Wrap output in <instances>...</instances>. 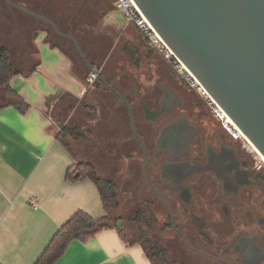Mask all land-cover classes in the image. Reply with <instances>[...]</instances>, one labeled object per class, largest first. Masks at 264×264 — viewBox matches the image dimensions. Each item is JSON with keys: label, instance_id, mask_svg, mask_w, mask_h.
I'll list each match as a JSON object with an SVG mask.
<instances>
[{"label": "flooded vegetation", "instance_id": "1", "mask_svg": "<svg viewBox=\"0 0 264 264\" xmlns=\"http://www.w3.org/2000/svg\"><path fill=\"white\" fill-rule=\"evenodd\" d=\"M55 2L0 0V13L15 18L10 26L23 29L30 45L38 47L44 35L49 43L75 49L40 16L83 51L85 32L76 27L75 15L62 11L67 0ZM161 67L136 70L132 80L92 68L133 119L131 134L143 160L141 183L149 193L134 212L148 204L152 235L168 264H264V162L164 61Z\"/></svg>", "mask_w": 264, "mask_h": 264}, {"label": "crops", "instance_id": "2", "mask_svg": "<svg viewBox=\"0 0 264 264\" xmlns=\"http://www.w3.org/2000/svg\"><path fill=\"white\" fill-rule=\"evenodd\" d=\"M37 49V61L26 72L14 69L9 83L27 111L0 108V264H35L75 213L103 216L98 191L88 178L79 177L77 162L95 167L88 156L108 161L120 151L130 162L139 160L130 118L119 105L97 109L94 119L85 122L86 137L77 132L80 141L68 137L77 151L78 160L73 159L58 137L63 127L73 130L78 119L88 121L89 104L83 102L88 94L92 98L88 90L93 87L65 49L45 41L44 35ZM80 146L89 147L88 154ZM54 264L151 263L139 244L112 228L86 242L70 243Z\"/></svg>", "mask_w": 264, "mask_h": 264}, {"label": "water", "instance_id": "3", "mask_svg": "<svg viewBox=\"0 0 264 264\" xmlns=\"http://www.w3.org/2000/svg\"><path fill=\"white\" fill-rule=\"evenodd\" d=\"M133 2L173 55L264 158V0ZM39 19L72 41L90 72L94 71L71 35L59 32L45 18ZM130 122L133 131L131 115Z\"/></svg>", "mask_w": 264, "mask_h": 264}, {"label": "rangeland", "instance_id": "4", "mask_svg": "<svg viewBox=\"0 0 264 264\" xmlns=\"http://www.w3.org/2000/svg\"><path fill=\"white\" fill-rule=\"evenodd\" d=\"M60 0L56 3L59 4ZM63 13L66 15L76 16V27L83 29V52L86 54L92 68L99 71L102 75H111L113 72H118L120 78L127 75L130 80L133 74L138 70L142 73L144 70H161L162 57L148 48L145 41L141 39L138 31L128 25V21L124 15L114 9L111 0H67ZM7 19L0 13V48H4L9 53V58L16 71L26 72L37 61V47L30 45L29 37L24 30H19L10 26V22L14 21ZM65 50L70 58L76 64L77 71H84V63L76 53L74 47L66 44ZM132 56V59L125 52ZM171 69L172 73L177 75L181 82L190 88L174 70V68L164 61ZM80 70L81 75H85ZM86 78V84L87 83ZM93 87L88 92L92 93V98L89 94L83 102L89 104L90 113L88 121L78 119L77 126L73 129L71 139L76 137L77 141L81 139L77 136L86 137L84 125L85 122H90L97 109H103L106 106H121L113 98V96L104 89L97 79L90 83ZM192 89V88H190ZM193 90V89H192ZM196 96L206 105L202 96L193 90ZM4 94L0 91V103L4 102ZM81 107H79L80 109ZM124 109V107H123ZM94 119V118H92ZM80 131L79 135H77ZM68 143L74 148L75 143L67 138ZM77 149V148H76ZM75 150V149H74ZM86 150V153H85ZM81 148L80 152L88 154L87 149ZM75 152H77L75 150ZM81 154V157H84ZM138 162H130L124 153L121 151L114 155L111 160L105 161L98 156L89 157L94 160L97 174L103 178L111 179L117 186L116 196L118 208L114 210L110 216L111 222L120 221L119 229L121 234L126 236V239L133 242L136 239L137 231L131 227L130 220L133 217L134 210L140 201L149 199L148 189L141 183V169L143 165L142 157L138 151ZM87 156V155H86ZM160 224L156 226L159 228Z\"/></svg>", "mask_w": 264, "mask_h": 264}, {"label": "trees", "instance_id": "5", "mask_svg": "<svg viewBox=\"0 0 264 264\" xmlns=\"http://www.w3.org/2000/svg\"><path fill=\"white\" fill-rule=\"evenodd\" d=\"M126 53L128 54V52ZM67 55L69 56L68 52ZM128 56L132 59L131 55L128 54ZM83 67L84 71L82 69L80 70L82 74L85 72L83 77L86 79L89 77L90 71L85 65ZM14 75L15 70L9 58V53L6 49L1 48L0 91L3 92L5 101L0 103V108L13 107L20 114H24L28 106L20 100L9 85ZM72 135L73 130L63 127L58 139L65 150L77 161V154L67 141V138ZM75 171L79 172V177L88 178L96 187L104 214L100 218H92L83 212L75 213L54 234L35 264H54L61 258L70 243L74 241L86 242L103 230L116 228L121 233L119 226L116 225L117 221L111 222L110 220L112 212L118 208L116 196L117 186L115 182L99 176L94 166L89 163L77 162ZM67 177H71L70 172L67 173ZM130 225L131 227L139 228L140 236L138 239H134L133 243H140L149 262L151 264H168L165 252L154 241L151 227V212L147 203H142L138 211L133 213Z\"/></svg>", "mask_w": 264, "mask_h": 264}, {"label": "built area", "instance_id": "6", "mask_svg": "<svg viewBox=\"0 0 264 264\" xmlns=\"http://www.w3.org/2000/svg\"><path fill=\"white\" fill-rule=\"evenodd\" d=\"M115 10L120 12L128 21V25L132 26L138 31L142 40L145 41L146 45L150 50L160 55L164 61L169 63L176 73L200 96H202L206 102V105L217 115L219 120H225L223 113L219 107L213 102L208 96L201 85L186 71L182 63L173 55L171 50L162 41L159 35L155 32L146 18L142 15L140 10L137 8L133 0H111ZM98 76L97 71L90 72L87 79L88 83H93ZM37 208L36 205H33Z\"/></svg>", "mask_w": 264, "mask_h": 264}, {"label": "bare ground", "instance_id": "7", "mask_svg": "<svg viewBox=\"0 0 264 264\" xmlns=\"http://www.w3.org/2000/svg\"><path fill=\"white\" fill-rule=\"evenodd\" d=\"M183 65V64H182ZM184 66V65H183ZM184 68L186 69V67L184 66ZM186 71L193 77V75L186 69ZM194 78V77H193ZM195 79V78H194ZM196 80V79H195ZM197 81V80H196ZM198 82V81H197ZM214 102V101H213ZM215 103V102H214ZM216 104V103H215ZM217 105V104H216ZM218 106V105H217ZM219 107V106H218ZM219 109L221 110V108L219 107ZM222 111V110H221ZM222 113H223V118L226 120V122L227 123H229V124H231L238 132H239V134H240V136L243 138V139H245L250 145H251V143L244 137V135H242V133L237 129V127L231 122V120L227 117V115L222 111ZM251 147H252V149H253V151H254V153H257L260 157H261V159H262V161L264 162V158L258 153V151L251 145Z\"/></svg>", "mask_w": 264, "mask_h": 264}]
</instances>
